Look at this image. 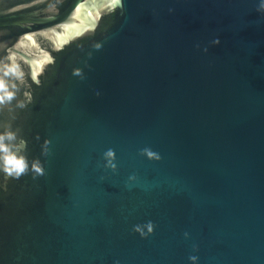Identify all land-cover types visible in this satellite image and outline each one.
<instances>
[{
	"label": "water",
	"instance_id": "water-1",
	"mask_svg": "<svg viewBox=\"0 0 264 264\" xmlns=\"http://www.w3.org/2000/svg\"><path fill=\"white\" fill-rule=\"evenodd\" d=\"M258 6L0 0V264H264Z\"/></svg>",
	"mask_w": 264,
	"mask_h": 264
},
{
	"label": "clouds",
	"instance_id": "clouds-1",
	"mask_svg": "<svg viewBox=\"0 0 264 264\" xmlns=\"http://www.w3.org/2000/svg\"><path fill=\"white\" fill-rule=\"evenodd\" d=\"M259 11H264V0H259ZM218 43V41H216ZM2 87V85H0ZM12 94L5 93L3 96H0V103H3L5 100H11ZM15 139L14 134L11 132H5L0 134V170H2L7 176L11 178L18 179L24 172L26 168L25 160L23 156H19L14 150V147L10 143ZM108 157L112 156V153H107ZM38 173L41 172L39 168L35 169ZM139 231V229H137ZM151 231V228H149ZM193 264H195L196 257L189 258Z\"/></svg>",
	"mask_w": 264,
	"mask_h": 264
}]
</instances>
